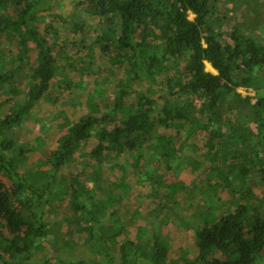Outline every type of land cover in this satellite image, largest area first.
I'll use <instances>...</instances> for the list:
<instances>
[{"label": "rangeland", "instance_id": "rangeland-1", "mask_svg": "<svg viewBox=\"0 0 264 264\" xmlns=\"http://www.w3.org/2000/svg\"><path fill=\"white\" fill-rule=\"evenodd\" d=\"M92 2L56 0L50 11L37 14L35 27L51 46L55 74L49 90L28 115L2 132L12 146L3 155L14 158L22 180L36 185L47 197L43 221L48 236L42 242L43 247L34 249L24 264H44L54 256L64 260L70 253L83 261L89 260V254L82 248L88 236L83 229L95 225V219L99 221L95 226L100 228V234L119 235L115 240L118 245L125 240L139 242L150 256L157 239L167 245L164 264H180L183 258L198 255L197 231L234 212L238 198L252 206L249 213L253 216L263 210L254 200L264 194L259 185L262 180L256 177L255 170L250 177L253 194H241L247 186L230 188L233 181L237 184L239 181L230 174L229 166L251 154L264 161V108L260 116L253 112V104L264 96V90L258 91L257 83L246 86L244 81L237 89L219 91L218 118L227 126L222 127L220 135L212 133L215 126L187 139L189 121L181 129H159V134L177 137L176 153L185 162L173 161L170 165L169 159L145 144L134 153H116L100 161L89 156L90 164H86L83 159H87L86 153L117 126L127 107L129 111L138 108L137 97L144 92L151 113L162 117L163 108L170 101L171 87L176 102L194 112L193 119L209 116L210 109L203 95L181 91V83L189 80L190 54L182 58L176 69L167 66L156 76L142 74L137 78L135 59L116 49L120 15L112 14L114 24L108 22L107 18H101L103 14L91 8ZM11 9L14 14L9 17L18 20L23 8L11 5L8 11ZM210 17L221 41L232 42L231 33L239 30L264 42V0H219L216 5L212 3ZM189 19H195L191 12ZM103 36H108L110 42H102ZM145 36V32L139 33V39ZM158 44L159 41L151 40V46ZM104 45L108 50H104ZM39 59L36 42H28L25 49L21 37L11 40L0 36V78H10L0 82V121L28 102L33 84L42 78ZM210 65L205 63L207 72L217 74ZM126 82L129 87L124 86ZM124 90L127 91V96L121 98L124 107L114 113ZM239 94L241 99L236 98ZM203 110L207 111L205 116L200 114ZM89 115L98 117L99 122L88 139L80 143L75 159L56 161L61 140L70 137L69 128ZM106 115L109 117L104 120ZM213 122L216 123L214 117ZM198 162L202 164L199 168ZM0 180L13 190L15 183L10 178L1 175ZM141 233L146 237L141 239ZM115 256L119 261L116 250ZM142 260L146 261L143 264H149L148 258Z\"/></svg>", "mask_w": 264, "mask_h": 264}, {"label": "trees", "instance_id": "trees-1", "mask_svg": "<svg viewBox=\"0 0 264 264\" xmlns=\"http://www.w3.org/2000/svg\"><path fill=\"white\" fill-rule=\"evenodd\" d=\"M55 1L0 0V36H7L11 40L21 37V44L25 49L28 47V42H36L37 49L40 50L42 74L41 80L33 84L28 102L0 121V176L8 177L15 183L13 190H10L0 180V264H24L30 260L34 249L43 247L42 242L48 236L43 221L47 197L40 193L36 185L22 180L14 166V158L3 155L4 151L12 146L11 142L5 141L2 137V132L5 128L19 124L34 104L39 102L49 90L56 70L55 61L48 40L37 30L35 22L37 14L50 11ZM218 2L219 0L213 2L93 0L91 8L94 7L97 12L103 14L102 19L107 18L108 22L114 24L113 15L117 13L120 15V36L116 42V49L120 54L126 53L135 59L137 78L142 74L148 77L156 76L167 66L176 69L182 58L190 54L187 68L189 80L181 83V91L203 95L208 100L210 109L209 116L199 120L193 119L194 112H188L176 102V93L171 87L170 101L164 106V117H162L151 113L152 109L145 103L147 96L144 92L141 97H137L138 108L133 107L129 111L127 107L125 115L117 126L106 132L100 143L86 153L87 159L83 157L86 164H90L89 156L100 161L116 153H134L138 147L145 144L154 148L159 156L169 159L170 165L173 161L185 162V159L176 153L177 137L159 134V129L173 127L181 129L184 122L189 121L191 124L187 128V132H190L187 139L196 137L194 135L203 132L205 128L215 126L217 127L212 133L216 131V135H220L222 127L226 129L227 126L225 127L218 118L219 91L237 89L244 81L246 86L257 83L259 86L257 90H264V42L256 41L239 30L231 33L232 42L221 41L220 35L215 32L213 17H210L212 3L216 5ZM11 5H15L18 9L20 6L23 8V14L18 20L13 21L9 17V15L13 17L14 14L13 9L8 11ZM190 12L195 15L194 20L189 19ZM156 30L159 31L158 34ZM141 31L146 33L143 39H139ZM100 39L102 42H110L108 36ZM151 40H157L159 44L151 46ZM104 50H108V46L104 45ZM23 54L26 55V52ZM172 59L174 63H171ZM206 62L212 65L217 74L207 72ZM256 70H261L262 73L257 74ZM7 80L10 78L5 76L0 78V82ZM129 85V82L124 83L125 87ZM125 96H127L126 90L116 101L114 113L122 111L124 102L122 103L121 98ZM236 98L241 99V95H237ZM247 98L248 101L249 97ZM253 106L254 114L260 116L264 108V96ZM206 112L203 110L200 114L205 116ZM107 117L109 115L103 119ZM213 117L216 123L213 122ZM98 122V117L89 115L71 126L70 137L61 140V152L56 155V161L63 163L69 158L75 159L74 155L79 150L80 143L88 139ZM165 149L169 151L165 152ZM201 166L202 164L198 162L197 167ZM252 170H255L256 177L263 181L259 185L264 191V161L254 154L248 155L242 162L229 166L230 174L239 181V184L233 181L230 188L247 186L245 192L241 194L252 193L250 188L252 184L250 177L254 176ZM239 200L243 198L237 199L234 212L222 216L215 224L205 225L197 231L198 255L192 259L185 257L180 264H264V194L254 199L263 208L257 216L249 213V209L252 208L249 203ZM87 215L91 216L89 211ZM93 222L96 225L99 221L95 219ZM95 225L83 229L88 236L82 248L86 249L90 256L89 260L86 259L89 264L146 263L142 258H148L149 264H164L168 252L167 245L159 240H155V251L149 256L142 247L143 244L125 240L118 245L119 243L115 242L118 234L102 235L98 232L100 228ZM144 236L146 237L143 233L139 234L141 239ZM80 250L81 248L78 250L79 253ZM115 250L119 261L115 256ZM86 261L70 253L67 259L54 256L44 261V264H87Z\"/></svg>", "mask_w": 264, "mask_h": 264}, {"label": "bare ground", "instance_id": "bare-ground-1", "mask_svg": "<svg viewBox=\"0 0 264 264\" xmlns=\"http://www.w3.org/2000/svg\"><path fill=\"white\" fill-rule=\"evenodd\" d=\"M209 63V62H208ZM211 66V65H210ZM212 67V66H211ZM242 89V88H241Z\"/></svg>", "mask_w": 264, "mask_h": 264}]
</instances>
